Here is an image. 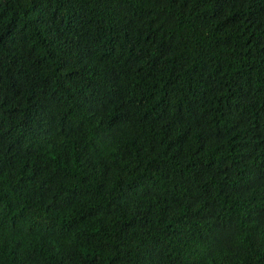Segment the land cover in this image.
Masks as SVG:
<instances>
[{
    "label": "trees",
    "instance_id": "16d2710c",
    "mask_svg": "<svg viewBox=\"0 0 264 264\" xmlns=\"http://www.w3.org/2000/svg\"><path fill=\"white\" fill-rule=\"evenodd\" d=\"M0 264H264V0H0Z\"/></svg>",
    "mask_w": 264,
    "mask_h": 264
}]
</instances>
